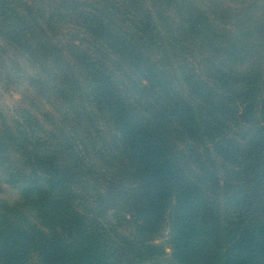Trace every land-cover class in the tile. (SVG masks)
<instances>
[{
	"label": "trees",
	"instance_id": "obj_1",
	"mask_svg": "<svg viewBox=\"0 0 264 264\" xmlns=\"http://www.w3.org/2000/svg\"><path fill=\"white\" fill-rule=\"evenodd\" d=\"M2 88L0 264H264V0H0Z\"/></svg>",
	"mask_w": 264,
	"mask_h": 264
},
{
	"label": "rangeland",
	"instance_id": "obj_2",
	"mask_svg": "<svg viewBox=\"0 0 264 264\" xmlns=\"http://www.w3.org/2000/svg\"><path fill=\"white\" fill-rule=\"evenodd\" d=\"M19 93H20L19 91H16L13 88H10V89L2 88L0 89V102L8 108H13L19 102V99H20ZM166 233L167 231L165 230L163 233V237L166 236ZM163 240L164 239L161 238L157 242H162ZM167 252H169V249H167Z\"/></svg>",
	"mask_w": 264,
	"mask_h": 264
}]
</instances>
